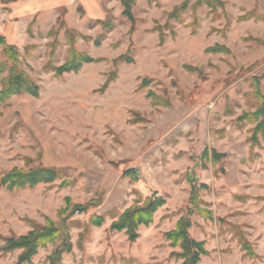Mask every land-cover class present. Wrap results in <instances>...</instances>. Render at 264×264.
Wrapping results in <instances>:
<instances>
[{
	"label": "rangeland",
	"instance_id": "374dc122",
	"mask_svg": "<svg viewBox=\"0 0 264 264\" xmlns=\"http://www.w3.org/2000/svg\"><path fill=\"white\" fill-rule=\"evenodd\" d=\"M220 1L223 11L213 16L205 6L192 12L196 0H190L180 22L168 13L183 0L139 1L131 10L135 21L129 33L121 0H0V36L16 47L20 68L40 88L38 98L14 96L0 105V176L12 168L28 169L25 158L35 160L31 166L63 172L62 180L50 185L12 193L0 189V247L8 238L40 229L46 219L56 225L64 220L71 252L53 261L58 242L40 249L30 264H181L169 257L179 250L168 246L164 234L187 216L192 179L195 186L208 187L197 189V197L214 219L189 217V236L207 252L199 264H264V140L250 153L253 126L235 122L255 110L253 77L260 79L264 95V0ZM106 19L114 25L108 33L93 23ZM189 25L197 26L195 34ZM66 30L76 33L78 52L102 61L56 79L42 67L50 60L56 67L64 63ZM101 33L105 37L95 47ZM214 46L228 53L205 52ZM124 54L131 64L117 60ZM111 74L114 80L99 93ZM143 79L149 84L139 89ZM148 91L169 106H152ZM205 149L225 158L212 166L201 159ZM127 170L136 173L137 182L122 177ZM64 180L68 186L60 188ZM153 194L165 205L149 227L138 229L135 243L108 232L114 219L108 212L117 217ZM65 199L80 206L101 203L60 216ZM102 214L103 226L86 232L88 219ZM234 226L255 258L244 256ZM18 255L0 254V264H18Z\"/></svg>",
	"mask_w": 264,
	"mask_h": 264
},
{
	"label": "trees",
	"instance_id": "16d2710c",
	"mask_svg": "<svg viewBox=\"0 0 264 264\" xmlns=\"http://www.w3.org/2000/svg\"><path fill=\"white\" fill-rule=\"evenodd\" d=\"M17 1L24 0H4V4L14 3ZM142 0H121L122 16L131 24L129 33L134 31V21L131 14L132 8L137 2ZM190 0H183V2L174 7L168 17L175 22H180L182 14L188 11V5ZM200 6H205L209 9L210 15H216L217 10L223 11L224 3L220 0H196V3L192 7V12L199 8ZM82 16V10L77 9ZM94 24L100 26L101 30L105 33L113 30L114 25L108 20L99 21L96 20ZM192 30V34H195V29L197 26L189 25ZM29 28L26 31L29 32ZM153 32H159V29H154ZM53 28H51L47 36L48 38L53 37ZM75 32L66 30L64 32V42L67 45V55L64 63L56 67L52 61H48L43 67L42 71L45 74L51 73V75L56 78H62L64 75L78 74L84 65L97 64L101 62V59H92L84 53L78 52L75 45ZM160 42L163 41L162 34H158ZM105 34H99L94 41V46L99 47ZM55 47V45H54ZM53 47V48H54ZM0 52L3 60L0 61V78L6 75L0 80V105L8 103L14 96L28 95L32 98H38L40 88L34 83L27 75L25 71L20 68V56L16 47L7 44L4 37L0 36ZM52 50V49H51ZM207 54L217 55V54H227L228 50L224 47L214 46L205 50ZM54 55V50L52 51V57ZM25 57H28L26 55ZM119 62L126 64H131L132 60L127 56V54L121 55L118 59ZM189 73H197L196 70L186 68ZM113 74L108 76L104 85L99 89V93H103L107 87V84L113 81ZM149 80L143 79L139 84V89H144L148 86ZM251 93L250 96L254 100L255 110L253 112L242 113L235 122L242 126L252 125L253 128L249 130V137L247 143L249 144V152L253 150L254 147L259 146L260 140H264V95L262 94L260 87V79L258 77H253L251 79ZM146 98L150 99L152 106H163L168 107L169 103L157 97L153 92L148 91ZM225 116H231L227 110L224 113ZM225 158V154L217 153L216 151H208L205 149L201 155V159L208 160L215 166L221 159ZM40 160V156L37 157V161ZM25 166L28 169H18L12 168L10 171L3 173L0 176V189H4L9 193L15 191H21L24 189H33L41 184H53L57 180H62L63 172L62 170H56L50 167H44L40 164L37 167L31 166L34 164L35 160L25 158ZM224 170L222 169V172ZM123 178H129L132 182H137V175L133 170H127L122 173ZM190 183V193H189V208L186 210V217H181L175 228L164 234V240L168 243V246L172 249H178V252H171L169 254L170 258H174L176 261H180L181 264H199L201 257L207 256V252L204 250V244L202 242H197L189 236V229L191 227L189 217L192 215H197L204 221H213L212 211L208 209V204L200 201L197 197V189L207 190L208 187L205 185L195 186L192 179H188ZM68 186L67 181H62L60 188ZM264 202V197H263ZM100 201H92L85 205H72L70 199H65V207L61 208L59 211L60 216L70 212L69 215H74L76 213H85L88 208L97 207L100 205ZM165 205V200L163 197H158L156 194L152 196L145 197L142 201L139 199L134 204H132L128 209L124 210L117 217L114 211H110L107 214L113 219V221L108 226V232L110 233H123L129 244H133L139 238L138 229L141 227H149L153 223V217L156 212ZM116 217V218H115ZM66 220V219H65ZM220 224L223 225L224 221L219 219ZM105 223V215H92L88 219V224L85 225V230L87 232L89 227L100 228ZM74 224V223H73ZM65 221L56 225L50 219L45 220V225L40 229H33L26 235L19 236L18 238H8L4 241V244L0 247V254H8L13 252H19L17 262L18 264H30L33 257H35L40 249H45L49 245L61 243V248L56 249L51 255L52 260H61L62 254H69L71 252L72 246L70 243L68 229ZM233 236L236 238L244 256L250 259L255 258L254 252L251 249V244L246 240L243 233L238 227H232ZM82 236V235H81ZM51 258V257H50Z\"/></svg>",
	"mask_w": 264,
	"mask_h": 264
},
{
	"label": "built area",
	"instance_id": "2783aa9c",
	"mask_svg": "<svg viewBox=\"0 0 264 264\" xmlns=\"http://www.w3.org/2000/svg\"><path fill=\"white\" fill-rule=\"evenodd\" d=\"M76 214H78V213H76Z\"/></svg>",
	"mask_w": 264,
	"mask_h": 264
}]
</instances>
